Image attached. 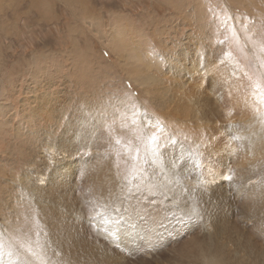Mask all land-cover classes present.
<instances>
[{
	"label": "rangeland",
	"instance_id": "1",
	"mask_svg": "<svg viewBox=\"0 0 264 264\" xmlns=\"http://www.w3.org/2000/svg\"><path fill=\"white\" fill-rule=\"evenodd\" d=\"M186 46V53L196 59L193 69L194 75L200 76L199 83L231 81L238 84L239 94L242 88L247 91L251 106L262 114L257 120L250 117L245 126L250 124L262 132L264 0H0L1 249L8 241L4 246L8 251L19 247L30 253L29 242L34 243L30 235L39 232L34 228L35 212L26 206V189L21 185L22 178L31 172L28 163L40 164L46 155V146L38 144L35 130L47 134L50 142L68 125L75 157L83 158L72 169L74 174L84 161L95 172L107 170L110 164L113 172L107 170L104 175L134 182L139 173L130 176L139 169L136 164L141 152L147 158L152 156L154 143L164 135L157 102L164 91H172V83L192 76V72H185L180 79L171 66ZM174 98L179 100V94ZM41 100L52 103L36 129L33 120ZM234 109L237 105L224 106L218 112ZM98 132L102 137L92 141ZM99 157L100 161L93 160ZM262 169L247 181L252 188L264 184ZM228 179L223 178L226 184ZM245 196L234 208L241 227V253L249 245L251 232L259 249L264 250V235L260 233L264 229L257 226V219L263 218L262 209L249 210L244 206ZM86 205V225L97 234L110 223L102 219L107 213L91 217ZM91 219L99 220V226ZM212 238L221 240L216 233ZM169 240L170 245L173 241ZM149 251L145 254L139 249L129 258L120 255L128 258L127 264H146V257L152 255L153 261L159 253ZM244 257L247 261L254 258Z\"/></svg>",
	"mask_w": 264,
	"mask_h": 264
},
{
	"label": "bare ground",
	"instance_id": "2",
	"mask_svg": "<svg viewBox=\"0 0 264 264\" xmlns=\"http://www.w3.org/2000/svg\"><path fill=\"white\" fill-rule=\"evenodd\" d=\"M186 49L187 46L178 52L171 66L178 78L185 72H192L194 77L189 80L188 77H192L189 74L185 82L172 83V91H164L157 102L164 135L154 143L152 156L147 158L141 152L136 164L139 169L133 170L130 176L139 173L134 182L126 183L113 174L115 178L104 175V171L113 172L110 164L107 170L95 172L84 161L74 174L72 169L83 158L75 157L73 133H69L68 125H63L61 136H52L50 142L47 134H40L36 128L42 125L52 103L41 100L33 124H36L38 144L46 146V155L40 164L32 160L28 163L31 172L22 178L23 183L21 181L26 189V206L35 212L33 227H38L39 232L28 234L34 240L28 245L30 253L18 250L19 247L9 249L10 252L4 247L8 241L3 242L0 264H127L129 256L139 249L146 254L153 247L155 249L149 252L159 251L156 259L151 261L150 255L143 263L264 262V250L259 249L253 232L252 238H248L249 245L241 253V227L234 210L246 195L244 206L249 210L262 209L263 218L257 219V226L264 229V184L255 188L247 184L252 173L256 177L260 174V167L264 175V130L261 132L250 124L245 126L252 117L257 120L262 113L251 106V97L245 89L239 87L243 92H237L238 84L231 81L218 82V86L210 81L209 84L200 81V84V76L194 75L196 68L193 69L196 59L188 55ZM192 92L197 97L194 98ZM176 94L179 100L174 98ZM231 105H237L238 109L223 111V115L218 112ZM98 134L90 139L101 138ZM93 160L100 161V157ZM224 177L229 178L228 184ZM79 179H84L80 186L76 183ZM84 204L90 208L91 217L107 213L103 222L105 219L111 224L98 230V235L86 225ZM94 219L91 222L98 225L99 220ZM215 233L221 240L212 238ZM260 233L264 235V230ZM169 236L173 241L170 245ZM179 237L181 241L177 240ZM244 255L254 258L247 261ZM183 256L185 262L181 261Z\"/></svg>",
	"mask_w": 264,
	"mask_h": 264
}]
</instances>
